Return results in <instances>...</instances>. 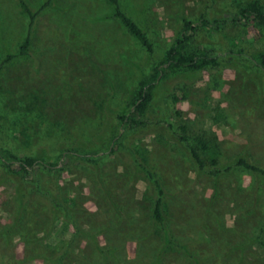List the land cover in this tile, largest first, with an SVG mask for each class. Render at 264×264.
I'll use <instances>...</instances> for the list:
<instances>
[{
	"label": "rangeland",
	"instance_id": "obj_1",
	"mask_svg": "<svg viewBox=\"0 0 264 264\" xmlns=\"http://www.w3.org/2000/svg\"><path fill=\"white\" fill-rule=\"evenodd\" d=\"M25 1L37 10L48 0ZM249 1L120 0L149 53L109 0H52L30 54L0 73V147L51 161L73 146L100 154L23 176L0 159V264H264V177L236 164L264 167V71L252 58L264 29H202L191 48L215 50L220 65L169 74L145 124L120 119L184 19H232ZM29 22L21 0H0V64ZM237 48L248 55L227 51ZM147 170L165 190L166 230Z\"/></svg>",
	"mask_w": 264,
	"mask_h": 264
},
{
	"label": "trees",
	"instance_id": "obj_2",
	"mask_svg": "<svg viewBox=\"0 0 264 264\" xmlns=\"http://www.w3.org/2000/svg\"><path fill=\"white\" fill-rule=\"evenodd\" d=\"M109 1L114 6V16L119 17L123 21L130 33L149 53H154L155 46L149 38L146 30L123 9L120 0ZM51 3L52 0H48L39 9L34 10L25 0H21L22 8L30 17L28 33L21 42L18 53L8 54L1 62L0 73L4 70L6 65L14 59L28 56L30 54L35 22L40 13ZM233 22L236 23V27L244 24L247 26L252 25L254 28L256 27V29H264V3L260 0L249 1L240 8L238 17H233L232 19H209L205 16L200 17L197 21L184 19L182 29L174 38L170 47L165 50L163 58L157 64L152 66L148 74L140 79L135 90V97L130 111L120 116L122 124H129L131 126L145 124L143 117H145L152 106L155 99L156 88L169 74L181 71H203L220 65L219 53L209 48L194 50L191 48V42L195 34L202 29L219 31ZM255 37L257 40H260L261 35L255 33ZM227 51L238 55H248L245 48L228 49ZM252 58L256 65L264 71V51H259L256 55L252 56ZM116 138L117 137H115V139ZM202 142L204 143V141ZM192 153L198 165L201 168H204L206 166V161L202 158V155L196 149H193ZM69 154L90 161L92 155H98L100 153L98 151H85L79 147L73 146L65 149L58 159L51 161L43 156L18 154L7 147H0V159L3 160V167L17 176H23L33 171H61L64 169L63 159ZM236 164L264 177V167H261L246 157H240ZM230 169L231 168H228L227 171ZM147 171L159 192V197L155 201L153 209L154 219L166 230L163 211V196L165 190L155 173L150 170ZM215 173L217 174V172ZM21 199L23 198L21 197ZM261 243L264 246L263 240Z\"/></svg>",
	"mask_w": 264,
	"mask_h": 264
}]
</instances>
